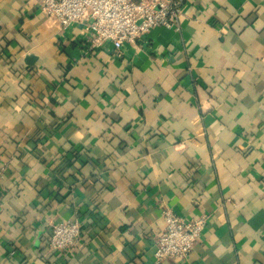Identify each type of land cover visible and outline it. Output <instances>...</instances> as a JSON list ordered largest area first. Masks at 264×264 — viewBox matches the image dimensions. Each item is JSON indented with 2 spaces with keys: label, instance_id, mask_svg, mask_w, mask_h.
<instances>
[{
  "label": "crops",
  "instance_id": "crops-1",
  "mask_svg": "<svg viewBox=\"0 0 264 264\" xmlns=\"http://www.w3.org/2000/svg\"><path fill=\"white\" fill-rule=\"evenodd\" d=\"M180 1L115 50L0 0V264H155L167 208L206 222L161 264H264V0Z\"/></svg>",
  "mask_w": 264,
  "mask_h": 264
},
{
  "label": "built area",
  "instance_id": "built-area-1",
  "mask_svg": "<svg viewBox=\"0 0 264 264\" xmlns=\"http://www.w3.org/2000/svg\"><path fill=\"white\" fill-rule=\"evenodd\" d=\"M39 13L61 28L83 24L89 34V49L110 42L115 50L135 44L154 28L177 29L182 12L180 0H38ZM163 230L156 238L155 264L182 261L199 242L204 218L180 217L171 209L162 212ZM78 222L59 223L52 228L48 246L68 252L81 244Z\"/></svg>",
  "mask_w": 264,
  "mask_h": 264
}]
</instances>
